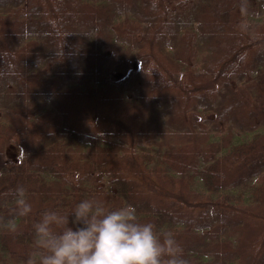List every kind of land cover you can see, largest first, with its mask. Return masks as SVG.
<instances>
[{"label":"trees","instance_id":"obj_1","mask_svg":"<svg viewBox=\"0 0 264 264\" xmlns=\"http://www.w3.org/2000/svg\"><path fill=\"white\" fill-rule=\"evenodd\" d=\"M82 199L264 264V0H0V264Z\"/></svg>","mask_w":264,"mask_h":264},{"label":"clouds","instance_id":"obj_2","mask_svg":"<svg viewBox=\"0 0 264 264\" xmlns=\"http://www.w3.org/2000/svg\"><path fill=\"white\" fill-rule=\"evenodd\" d=\"M17 203L19 215L31 212L26 200ZM34 234L32 264H188L174 234L158 233L153 223L140 222L131 204L107 207L82 199L67 213L45 209Z\"/></svg>","mask_w":264,"mask_h":264},{"label":"rangeland","instance_id":"obj_3","mask_svg":"<svg viewBox=\"0 0 264 264\" xmlns=\"http://www.w3.org/2000/svg\"><path fill=\"white\" fill-rule=\"evenodd\" d=\"M129 65V64H128ZM128 65H124V64H120V65H118L116 68L118 69V70H125L126 68L128 69ZM126 69V70H127ZM6 149H7V154L9 155V156H14L15 155V153L17 152L16 150V148H12L11 146H6Z\"/></svg>","mask_w":264,"mask_h":264}]
</instances>
